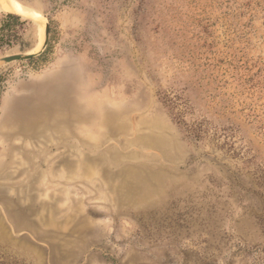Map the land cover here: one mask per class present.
<instances>
[{
  "label": "rangeland",
  "instance_id": "obj_1",
  "mask_svg": "<svg viewBox=\"0 0 264 264\" xmlns=\"http://www.w3.org/2000/svg\"><path fill=\"white\" fill-rule=\"evenodd\" d=\"M3 12L0 264H264V0Z\"/></svg>",
  "mask_w": 264,
  "mask_h": 264
},
{
  "label": "trees",
  "instance_id": "obj_2",
  "mask_svg": "<svg viewBox=\"0 0 264 264\" xmlns=\"http://www.w3.org/2000/svg\"><path fill=\"white\" fill-rule=\"evenodd\" d=\"M2 17L3 18L0 20V48L4 44L11 45L14 40L21 39V37L17 35L16 30L23 29L26 24L31 23L13 12H3Z\"/></svg>",
  "mask_w": 264,
  "mask_h": 264
},
{
  "label": "water",
  "instance_id": "obj_3",
  "mask_svg": "<svg viewBox=\"0 0 264 264\" xmlns=\"http://www.w3.org/2000/svg\"><path fill=\"white\" fill-rule=\"evenodd\" d=\"M50 32L51 28L49 24L45 26V35H44V42L36 53H26V54H18V55H11L7 57L0 58V65L10 64L16 61H30L34 58L41 56L47 49L49 42H50Z\"/></svg>",
  "mask_w": 264,
  "mask_h": 264
},
{
  "label": "bare ground",
  "instance_id": "obj_4",
  "mask_svg": "<svg viewBox=\"0 0 264 264\" xmlns=\"http://www.w3.org/2000/svg\"><path fill=\"white\" fill-rule=\"evenodd\" d=\"M8 6L13 10H20L22 8L16 1H12V3ZM14 13H16V12H14ZM16 14H18V13H16ZM18 15H21V14H18Z\"/></svg>",
  "mask_w": 264,
  "mask_h": 264
}]
</instances>
